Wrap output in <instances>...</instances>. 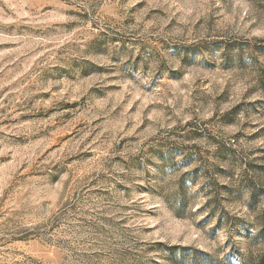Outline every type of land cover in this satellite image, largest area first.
Returning <instances> with one entry per match:
<instances>
[{"label": "rangeland", "instance_id": "obj_1", "mask_svg": "<svg viewBox=\"0 0 264 264\" xmlns=\"http://www.w3.org/2000/svg\"><path fill=\"white\" fill-rule=\"evenodd\" d=\"M264 0H0V264L264 253Z\"/></svg>", "mask_w": 264, "mask_h": 264}, {"label": "trees", "instance_id": "obj_2", "mask_svg": "<svg viewBox=\"0 0 264 264\" xmlns=\"http://www.w3.org/2000/svg\"><path fill=\"white\" fill-rule=\"evenodd\" d=\"M260 236L264 237V223H262V226H261ZM253 263H255V261ZM257 264H264V253L260 256V259L257 262Z\"/></svg>", "mask_w": 264, "mask_h": 264}]
</instances>
